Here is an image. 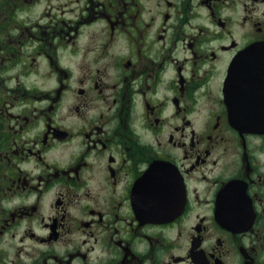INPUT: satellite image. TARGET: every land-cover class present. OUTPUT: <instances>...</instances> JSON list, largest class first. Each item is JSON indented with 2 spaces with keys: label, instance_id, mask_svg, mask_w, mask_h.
I'll use <instances>...</instances> for the list:
<instances>
[{
  "label": "flooded vegetation",
  "instance_id": "1",
  "mask_svg": "<svg viewBox=\"0 0 264 264\" xmlns=\"http://www.w3.org/2000/svg\"><path fill=\"white\" fill-rule=\"evenodd\" d=\"M262 44L264 0H0V264H264Z\"/></svg>",
  "mask_w": 264,
  "mask_h": 264
},
{
  "label": "water",
  "instance_id": "2",
  "mask_svg": "<svg viewBox=\"0 0 264 264\" xmlns=\"http://www.w3.org/2000/svg\"><path fill=\"white\" fill-rule=\"evenodd\" d=\"M257 47L258 46H255L252 52L255 53V49ZM258 49L264 50V45L260 46ZM253 57H254L253 54H252V56H249L247 54V56L245 57L244 60L242 58L238 57L235 60V62L233 63L232 68L230 69L229 76H228L227 90H228L229 96L232 100L233 115L236 118L239 116V114H238L239 112L236 108L239 97L245 96L247 93L246 90H248L250 83L254 82L253 80L249 79V73L248 72L243 73L241 71V68L243 65H245V66L247 65V63L245 62V60L247 58H253ZM249 61H251V60H249Z\"/></svg>",
  "mask_w": 264,
  "mask_h": 264
}]
</instances>
